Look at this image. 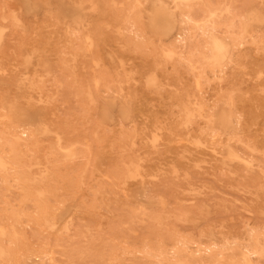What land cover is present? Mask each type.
I'll return each mask as SVG.
<instances>
[{"label":"rangeland","instance_id":"obj_1","mask_svg":"<svg viewBox=\"0 0 264 264\" xmlns=\"http://www.w3.org/2000/svg\"><path fill=\"white\" fill-rule=\"evenodd\" d=\"M18 1L0 264H264V0H44L34 19Z\"/></svg>","mask_w":264,"mask_h":264},{"label":"bare ground","instance_id":"obj_2","mask_svg":"<svg viewBox=\"0 0 264 264\" xmlns=\"http://www.w3.org/2000/svg\"><path fill=\"white\" fill-rule=\"evenodd\" d=\"M221 10V9H220ZM196 21V20H195ZM198 26V25H197ZM206 31V30H205ZM139 37V36H138ZM228 38V37H227ZM140 39V38H139ZM177 46V45H176ZM196 62H197V60H196ZM198 65V64H197ZM207 67V66H206ZM200 68V67H199ZM207 69V68H206ZM202 71V70H201ZM108 75H106V77H107ZM104 78V77H103ZM107 78H109V77H107ZM95 85V84H94ZM103 85V84H102ZM107 85H108V83H107ZM81 86V85H80ZM79 86V87H80ZM90 86V85H89ZM109 86H110V84H109ZM88 87V86H87ZM92 87V86H91ZM108 87V86H107ZM106 87V88H107ZM103 88V87H102ZM109 89V88H108ZM78 90H80L79 88H77V91ZM79 92V91H78ZM78 92H76V93H78ZM81 92V91H80ZM79 92V93H80ZM100 92V91H99ZM78 93V94H79ZM77 96H79V95H77ZM80 96H81V94H80ZM178 102H179V100H178ZM183 102V101H182ZM84 104V103H83ZM180 104V103H179ZM77 105V104H76ZM82 105V104H81ZM79 106H77V108H78ZM83 108V107H82ZM82 110V109H81ZM2 111V110H1ZM85 110H83V112H84ZM80 112V111H79ZM86 112V111H85ZM84 112V114L86 115L87 113H85ZM3 113V112H2ZM89 113V112H88ZM180 114V113H179ZM84 116V115H83ZM91 116V115H90ZM204 116V115H203ZM86 118H89V117H87L86 116ZM91 118H93V116L91 117ZM93 120V119H92ZM200 121V120H199ZM59 125V124H58ZM205 128V127H204ZM67 129V128H66ZM95 129V128H94ZM175 129V128H174ZM190 129V128H189ZM197 129H199V128H197ZM203 129V128H202ZM21 130V129H20ZM151 130V129H150ZM188 130V129H187ZM200 130V129H199ZM23 131V130H22ZM25 131V130H24ZM125 131V130H124ZM127 131V130H126ZM125 131V132H126ZM13 132V131H12ZM97 132V131H96ZM129 132V131H128ZM152 132V131H151ZM202 132V131H201ZM210 132V131H209ZM130 133H132V132H130ZM135 132H133V134H134ZM176 133H177V131H176ZM19 134V133H18ZM25 134V133H24ZM202 134V133H201ZM17 135V134H16ZM125 135V134H124ZM19 136H21V135H19ZM31 136V135H30ZM128 136V135H127ZM27 137V136H26ZM102 137V136H101ZM101 137H100V139H101ZM32 138V137H31ZM49 138H51V137H49ZM129 138V137H128ZM130 138H131V136H130ZM145 138V137H144ZM28 139V138H27ZM66 139H68V138H66ZM80 139V138H79ZM100 139H98V140H100ZM132 139V138H131ZM29 140V139H28ZM94 140V139H93ZM105 140V139H104ZM125 140V139H124ZM166 140V139H165ZM102 142V141H101ZM124 142V141H123ZM81 143V142H80ZM93 143V142H92ZM63 144V143H62ZM80 146V145H79ZM82 146V145H81ZM84 148V147H83ZM38 149H39V147H38ZM90 149V148H89ZM98 149H100V148H98ZM42 150V149H41ZM64 150V149H63ZM101 152V151H100ZM88 153V152H87ZM4 154V153H3ZM83 154V153H82ZM1 155H2V153H1ZM0 155V156H1ZM33 155V154H32ZM84 155V154H83ZM88 155V154H87ZM81 156V155H80ZM28 157V156H27ZM91 159V158H90ZM128 159V158H127ZM126 159V160H127ZM25 160V159H24ZM23 161V160H22ZM53 161H55V160H53ZM80 162V161H79ZM84 162V161H83ZM119 162V161H118ZM125 162V161H124ZM9 163V162H8ZM11 163H13V162H11ZM71 163V162H70ZM72 164V163H71ZM23 165V164H22ZM59 165V164H58ZM139 165V164H138ZM52 168V167H51ZM57 168V167H56ZM17 169V168H16ZM56 170V169H55ZM86 170V169H85ZM111 170V169H110ZM119 170V169H118ZM10 171V170H9ZM23 171V170H22ZM58 171V170H57ZM72 171V170H71ZM71 171H70V173H71ZM123 171V170H122ZM7 172V171H6ZM14 172V171H13ZM12 172V173H13ZM17 172V171H16ZM43 172V171H42ZM87 172V171H86ZM116 172V171H115ZM19 173V172H18ZM21 173V172H20ZM64 173V172H63ZM89 173V172H88ZM10 174V173H9ZM15 174V173H14ZM23 174V173H22ZM37 174H38V172H37ZM57 174H59V173H57ZM112 174H115V176H117L116 175V173H112ZM13 175V174H12ZM11 175V176H12ZM18 175H20V174H18ZM105 175H106V173H105ZM108 175V174H107ZM119 175V174H118ZM27 176V175H26ZM30 176V175H29ZM60 176V175H59ZM63 176V175H62ZM89 177H90V175H88ZM111 176V175H110ZM122 176V175H121ZM264 176V175H263ZM23 177V176H22ZM21 177V178H22ZM102 177V176H101ZM104 177V176H103ZM107 177V176H106ZM114 177V176H113ZM120 177V176H119ZM19 178V177H18ZM66 178V177H65ZM75 178H77V177H75ZM11 179V178H10ZM103 179V178H102ZM102 179H101V181H102ZM118 179H120V178H118ZM117 179V180H118ZM2 180H4V179H2ZM7 180V179H6ZM13 180V179H12ZM15 180V179H14ZM17 180V179H16ZM111 180V179H110ZM59 181V180H58ZM4 182V181H3ZM18 182V181H17ZM69 182V181H68ZM78 182V181H77ZM113 182V181H112ZM8 183V182H7ZM21 183V182H20ZM71 183V182H70ZM76 183V182H75ZM83 183V182H82ZM3 184H5V182L3 183ZM10 184V183H9ZM55 184V183H54ZM53 184V185H54ZM60 184V183H59ZM66 184V183H65ZM69 184V183H68ZM21 185V184H20ZM75 186H76V184H74ZM105 185V184H104ZM19 186V185H18ZM36 186V185H35ZM74 186V187H75ZM96 186V185H95ZM110 186V185H109ZM2 187V186H1ZM12 187H13V185H12ZM19 187H21V186H19ZM18 187V188H19ZM111 187V186H110ZM114 187V186H113ZM17 188V189H18ZM22 188V187H21ZM20 188V189H21ZM26 188V187H25ZM24 188V189H25ZM32 188V187H31ZM70 188V187H69ZM95 188V187H94ZM40 189V188H39ZM76 189V188H75ZM111 189H113V188H111ZM23 190V189H22ZM22 190H21V192H22ZM77 190V189H76ZM83 190V189H82ZM93 190V189H92ZM100 190V189H99ZM18 191V190H17ZM57 191V190H56ZM19 192V191H18ZM23 192H26V189H25V191H23ZM81 191H79V193H80ZM92 192V191H91ZM29 193V192H28ZM72 193V192H71ZM93 194H94V191L92 192ZM70 194V193H69ZM28 195V194H27ZM5 196V195H4ZM19 196V195H18ZM23 196V195H22ZM48 196V195H47ZM50 196H51V194H50ZM62 196V195H61ZM71 196V195H70ZM76 196V195H75ZM75 196H74V198H75ZM20 198V197H19ZM23 197H21V199H22ZM24 198L26 199L27 197L24 195ZM29 198V197H28ZM44 198V197H43ZM60 198V197H59ZM65 198V197H64ZM20 199V200H21ZM73 199V198H72ZM18 200V199H17ZM32 200V199H31ZM54 200V199H53ZM59 200V199H58ZM22 201H25L24 199L22 200ZM22 201H20L19 203H18V205L22 202ZM37 201V200H36ZM68 201V200H67ZM27 202H29L28 200H27ZM33 202V201H32ZM31 202V203H32ZM60 202V201H59ZM5 203V202H4ZM38 204H39V202H37ZM48 203V202H47ZM55 203V202H54ZM57 203V202H56ZM62 203V202H61ZM82 203V202H81ZM36 203H34V205H35ZM49 204V203H48ZM47 204V205H48ZM51 204V203H50ZM59 204V203H58ZM84 204V203H83ZM94 204V203H93ZM12 205V204H11ZM52 205V204H51ZM95 206V205H94ZM19 206H17V208H18ZM24 207V206H23ZM35 207V206H34ZM87 207V206H86ZM97 207V206H96ZM14 208V207H13ZM31 208L33 209V207L31 206ZM89 208V207H88ZM20 209H21V207H20ZM26 209V208H25ZM7 210V209H6ZM13 210V209H12ZM19 210V209H18ZM34 210H36L35 208H34ZM4 211H5V209H4ZM8 211V210H7ZM91 211H92V209H91ZM11 212V211H10ZM5 213H6V211H5ZM8 213V212H7ZM23 214H25L26 215V213H23ZM33 214H35V212L33 213ZM3 215V214H2ZM22 215V214H21ZM35 215H37V214H35ZM94 215V214H93ZM5 216V215H4ZM11 216V215H10ZM22 216H24V215H22ZM177 216V215H176ZM50 217V216H49ZM20 218V217H19ZM27 218V217H26ZM26 218H25V221H26ZM3 219H5V218H3ZM8 219V218H7ZM21 219V218H20ZM29 219V218H28ZM9 220V219H8ZM15 220V219H14ZM3 221V220H2ZM151 221V220H150ZM14 223V222H13ZM17 223V222H16ZM26 223V222H25ZM28 223V222H27ZM19 224H21L20 222H19ZM35 224V223H34ZM87 225V224H86ZM92 226V225H91ZM25 227V226H24ZM88 228V227H87ZM108 228V227H107ZM42 229V228H41ZM24 230V229H23ZM17 233H19V232H17ZM22 233V232H21ZM84 235V234H83ZM102 235H103V233H102ZM85 236V235H84ZM6 237V236H5ZM96 237V236H95ZM79 238V237H78ZM87 238V237H86ZM95 239V238H94ZM11 240V239H10ZM30 240V239H29ZM260 240V239H259ZM8 241V240H7ZM84 241V240H83ZM10 242V241H9ZM30 245H31V243H29ZM86 244V243H85ZM70 245V244H69ZM68 245V246H69ZM263 245H264V243H263ZM23 246V245H22ZM36 246H38V245H36ZM61 246V245H60ZM71 246V245H70ZM69 246V247H70ZM83 246H85V245H83ZM83 246H81V247H83ZM7 247H9V246H7ZM73 247V246H72ZM182 247V246H181ZM26 248H27V246H26ZM26 248H25V250H26ZM68 248V247H67ZM103 248V247H102ZM186 248V247H185ZM19 249H20V247H19ZM73 249V248H72ZM22 250H23V248H22ZM29 250V249H28ZM62 250V249H61ZM66 250V249H65ZM90 250V249H89ZM102 250V249H101ZM79 251H80V249H79ZM63 252V251H62ZM61 252V253H62ZM53 253V252H52ZM77 253H78V251H77ZM75 254V253H74ZM66 255V254H65ZM91 255V254H90ZM70 257V256H69ZM104 257V256H103ZM81 258H82V256H81ZM86 258H87V256H86ZM88 259V258H87ZM91 259V258H90ZM68 260V259H67ZM77 260V259H76ZM80 260V259H79ZM3 261V260H2ZM84 261V260H83ZM74 262V261H73ZM97 262V261H96Z\"/></svg>","mask_w":264,"mask_h":264},{"label":"crops","instance_id":"obj_3","mask_svg":"<svg viewBox=\"0 0 264 264\" xmlns=\"http://www.w3.org/2000/svg\"><path fill=\"white\" fill-rule=\"evenodd\" d=\"M18 6L20 8V13H22V16L24 18L34 19L42 14V11L45 7V3L44 0H19ZM63 6L57 3L56 10L59 13V17L63 19L65 17H73L74 15L73 13H71L68 6H66V4L64 3ZM65 7H67V9Z\"/></svg>","mask_w":264,"mask_h":264}]
</instances>
